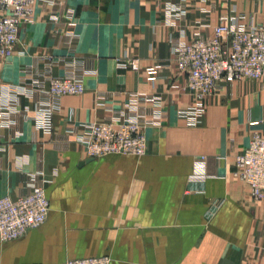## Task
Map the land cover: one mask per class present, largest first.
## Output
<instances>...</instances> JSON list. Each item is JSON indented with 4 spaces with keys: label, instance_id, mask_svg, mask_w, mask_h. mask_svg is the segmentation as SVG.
Here are the masks:
<instances>
[{
    "label": "crops",
    "instance_id": "obj_1",
    "mask_svg": "<svg viewBox=\"0 0 264 264\" xmlns=\"http://www.w3.org/2000/svg\"><path fill=\"white\" fill-rule=\"evenodd\" d=\"M172 5L186 14L169 24ZM235 16L264 27V0H35L34 20L0 58V196L41 184L51 207L39 227L0 239V264H264V198L236 174L237 156L264 134V79L223 81L197 121L172 52L173 39L212 35ZM49 68L82 76L85 92H39L32 76ZM135 103L147 152L89 157L87 127Z\"/></svg>",
    "mask_w": 264,
    "mask_h": 264
},
{
    "label": "built area",
    "instance_id": "obj_2",
    "mask_svg": "<svg viewBox=\"0 0 264 264\" xmlns=\"http://www.w3.org/2000/svg\"><path fill=\"white\" fill-rule=\"evenodd\" d=\"M34 4L35 0H0V58L12 55L22 25L34 20ZM168 12L169 24L186 14L183 7L175 5ZM172 44L178 68L187 74V87L197 98L193 111L197 121L205 112L206 100L217 93L223 81L264 79V27L253 22L243 23L236 16L223 17L212 35L197 31L192 39H173ZM124 60L133 69H139L138 59L125 56ZM30 84L53 97L82 94L86 90L82 76L74 72L56 75L50 68L34 74ZM135 105L123 117L87 127L81 141L89 157L147 152L148 139L143 132L147 121ZM236 174L250 184L255 198H264V134L255 133L248 147L237 156ZM50 207L47 191L41 184H34L29 193L17 198L0 196V239H16L39 227L47 220ZM66 264H111V258L108 255L71 258Z\"/></svg>",
    "mask_w": 264,
    "mask_h": 264
}]
</instances>
